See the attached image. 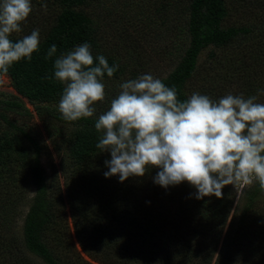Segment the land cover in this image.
<instances>
[{"label":"trees","instance_id":"trees-1","mask_svg":"<svg viewBox=\"0 0 264 264\" xmlns=\"http://www.w3.org/2000/svg\"><path fill=\"white\" fill-rule=\"evenodd\" d=\"M92 1L31 0L25 27L10 37L16 42L35 29L40 32L31 61L22 59L0 72L18 94L0 97V264H92L70 238L67 210L83 252L98 264H264V191L258 181L244 187L237 203L227 186L222 198L202 200L187 182L165 189L154 183L158 169L151 167L144 177L123 183L118 176L105 177V160L111 156L96 147L102 133L95 122L119 94L128 64L115 50H104L100 25L85 11ZM150 4L155 28L159 20L164 27L162 58L173 62L169 72L158 71L155 77L175 86L181 102L193 92L218 101L264 89L263 0L238 25L226 23L225 0ZM83 43L91 45L94 64L103 55L110 66L119 67L112 77L105 73V99L94 105L93 116L65 121L58 110L64 85L54 77V62ZM52 45L57 53L46 58ZM230 48L237 50L234 56L224 54ZM129 55L139 69L128 80L145 72L142 61ZM258 102L264 103V95ZM34 113L59 159L51 175L42 164L38 138L11 117L27 120ZM24 207L28 211L19 238L9 225Z\"/></svg>","mask_w":264,"mask_h":264},{"label":"clouds","instance_id":"clouds-1","mask_svg":"<svg viewBox=\"0 0 264 264\" xmlns=\"http://www.w3.org/2000/svg\"><path fill=\"white\" fill-rule=\"evenodd\" d=\"M32 11L31 0H0V72L22 59L31 61L38 51V29L16 42L10 39L22 32ZM56 53L52 45L46 58ZM96 59L94 64L89 43L55 59L54 77L64 85L58 110L65 121L92 117L94 105L105 99L104 75L112 77L119 65L110 66L103 55ZM119 89L95 122L102 133L96 147L111 156L105 160L106 178L118 176L123 183L144 177L151 167L158 169L155 184L168 189L187 182L196 199L222 198L225 186L236 190L254 180L264 191V103L258 102L264 89L218 101L193 92L181 102L175 86L151 74L122 82Z\"/></svg>","mask_w":264,"mask_h":264},{"label":"rangeland","instance_id":"rangeland-1","mask_svg":"<svg viewBox=\"0 0 264 264\" xmlns=\"http://www.w3.org/2000/svg\"><path fill=\"white\" fill-rule=\"evenodd\" d=\"M153 1L158 2L159 0ZM260 1L262 0H225L228 12L226 23L238 25L247 22L249 20L248 17L252 14V10L256 6H259ZM261 8L260 11L263 10V6ZM85 11L93 18H96L100 25L98 27L100 28L98 34L103 38L104 50H115L116 55L119 54L118 58L121 57L123 62L128 64V68L125 69L126 76L122 77L123 81L131 78V73L139 69L135 60L131 55L128 56V53H134L142 61L143 68L145 69V72H143V69L141 70L142 74H151L155 77L158 71L167 73L173 68V62L169 57L166 59L162 58V52L165 50L167 44L159 39V35H162L164 27L161 24L162 21L159 20L158 27L156 26L155 28L154 21H156V17L153 16V6L150 4V0H93L89 5H86ZM22 26L25 27V23ZM209 51L210 49L202 54V61L207 58ZM236 53L237 50L230 48L226 49L224 54L234 56ZM14 96L18 97V94L10 79L7 76L1 77L0 97L7 100L13 99ZM24 101L26 102V100ZM26 105L31 108L27 102ZM11 117L18 124L29 129L38 138L43 148V153L41 154L42 164L46 168L47 173L51 175V166L52 164H58L59 159L53 150L51 139L44 125L35 113L32 119L27 120L13 115ZM245 186L247 185H243L236 190L232 185L227 186V188L237 195V203L242 196ZM27 211L28 207H24L21 211L23 213L14 215L11 225H9L17 231L19 238L23 236V223ZM67 214L68 227L71 234L70 238L74 241L81 256L92 264H98L83 252L74 232L71 212L67 210ZM57 233L59 234V231Z\"/></svg>","mask_w":264,"mask_h":264}]
</instances>
